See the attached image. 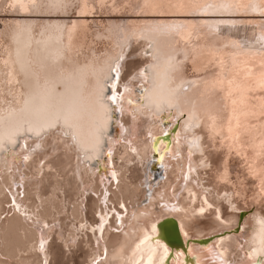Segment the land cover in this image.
Returning a JSON list of instances; mask_svg holds the SVG:
<instances>
[{
  "label": "bare ground",
  "instance_id": "bare-ground-1",
  "mask_svg": "<svg viewBox=\"0 0 264 264\" xmlns=\"http://www.w3.org/2000/svg\"><path fill=\"white\" fill-rule=\"evenodd\" d=\"M0 12V264H264V0Z\"/></svg>",
  "mask_w": 264,
  "mask_h": 264
},
{
  "label": "water",
  "instance_id": "water-1",
  "mask_svg": "<svg viewBox=\"0 0 264 264\" xmlns=\"http://www.w3.org/2000/svg\"><path fill=\"white\" fill-rule=\"evenodd\" d=\"M118 100H119V98H118ZM153 164H154V167L156 168V170L160 171V174L158 173L159 177H162V172H163L162 166L161 165L158 166L154 162H153ZM122 209H124V208H122ZM114 215H116V213ZM105 225H107V222L105 223ZM158 232H159L158 236L161 237L166 243H168V245H171L170 243H175V244H181L182 243V236H181L180 228H179V225L175 219H165V220L161 221L158 224ZM169 247L171 249V255L169 256L168 260H170L173 257L174 251L183 250L180 248H176L174 246H169ZM183 252L186 253L185 250H183ZM187 264H193V262L189 261V262H187Z\"/></svg>",
  "mask_w": 264,
  "mask_h": 264
},
{
  "label": "rangeland",
  "instance_id": "rangeland-1",
  "mask_svg": "<svg viewBox=\"0 0 264 264\" xmlns=\"http://www.w3.org/2000/svg\"><path fill=\"white\" fill-rule=\"evenodd\" d=\"M6 16V14L5 13H1L0 12V18H3V17H5ZM258 16L259 17H257L258 19H260V20H262V21H264V13H261V14H258ZM0 23H1V21H0ZM120 116V115H119ZM114 127V126H113ZM113 135H115L116 134V131H113V133H112ZM240 156V157H239ZM233 158H238V161H240V168H241V170H243V172L244 173H246V177L247 178H249V176H250V172H251V167H252V164H251V159H247L245 156H241V155H239V154H237V155H233L232 156ZM244 159V160H243ZM250 162V163H249ZM151 173H155L156 175V178H157V180L158 179H160V178H162V177H159V175H158V173L160 174V171H157L156 170V168L154 167V165H153V168H152V170L150 171ZM162 174H163V172H162ZM154 176V177H155ZM154 177L152 178V179H154ZM149 179V178H148ZM109 195H111V193H109ZM251 199H252V197H251ZM251 199H249V200H251ZM109 205H110V203H109ZM248 206H246V209L244 210V211H242L241 213H242V215H243V219H245L249 214H250V211L251 210H253L254 209V205H252V206H250V207H248ZM111 211H112V209H111ZM113 212H115V210L113 211ZM252 213V212H251ZM82 255V253H81V251L80 252H78V253H76L75 255H74V259H75V261L76 262H79V261H81V258H78V256L80 257ZM69 257V256H68ZM65 261H66V263L68 262V258L67 259H64ZM69 264H75V262H70Z\"/></svg>",
  "mask_w": 264,
  "mask_h": 264
},
{
  "label": "snow or ice",
  "instance_id": "snow-or-ice-1",
  "mask_svg": "<svg viewBox=\"0 0 264 264\" xmlns=\"http://www.w3.org/2000/svg\"><path fill=\"white\" fill-rule=\"evenodd\" d=\"M115 70L118 72V71H119V66H117V68H116ZM111 88L115 89V88H116V84L113 83V84L111 85ZM125 90L127 91V89H125ZM109 98H110L113 102H115L116 99H117V96H116V95H111ZM262 243H264V241H262Z\"/></svg>",
  "mask_w": 264,
  "mask_h": 264
}]
</instances>
